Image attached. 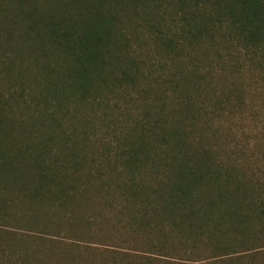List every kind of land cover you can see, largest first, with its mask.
Instances as JSON below:
<instances>
[{
    "label": "trees",
    "instance_id": "16d2710c",
    "mask_svg": "<svg viewBox=\"0 0 264 264\" xmlns=\"http://www.w3.org/2000/svg\"><path fill=\"white\" fill-rule=\"evenodd\" d=\"M219 69L227 79L264 76V0H0V264L30 262L23 232L11 229L21 208L35 218L47 203H66L77 176L89 186L112 161L121 169L110 185L142 202L146 228L161 222L158 254L175 250L176 232L210 223L215 253L252 241L264 202L191 138L200 114L240 97L242 83L211 95ZM131 103L139 118L124 110ZM95 119L121 144L113 159L96 160L99 175L81 172L78 152Z\"/></svg>",
    "mask_w": 264,
    "mask_h": 264
},
{
    "label": "rangeland",
    "instance_id": "374dc122",
    "mask_svg": "<svg viewBox=\"0 0 264 264\" xmlns=\"http://www.w3.org/2000/svg\"><path fill=\"white\" fill-rule=\"evenodd\" d=\"M261 73L260 69L245 70L244 77L239 76L238 81L232 77L227 79L222 69L216 70L211 95L222 96L225 84L233 88L242 83L240 97L232 98L220 113L208 110L210 114H200L191 136L209 150L216 164L231 166L234 174L251 181L259 205L264 202V76ZM123 107L139 118L140 109L133 108L132 103ZM111 117H120L119 110H112ZM206 120H210L209 123ZM95 124L93 135L87 140L80 139L78 152L86 164L81 172L91 170L99 175L93 169L98 163L96 160H104V163L108 158L113 159L121 144L111 126H105L100 119H95ZM113 167V161L109 168L104 167L106 173L100 180L90 177L89 186L84 182L85 177L77 176L74 198H68L66 203L45 204L35 216L37 219L31 211L28 212L32 216H25V210L20 209L21 227H10L23 232L20 242L22 248L25 245L30 252L28 264H264V213L260 210L253 226L252 241L243 245L237 243L231 255L227 256L224 251L215 253L213 243L205 241L213 223L206 231H191L192 236L188 230L176 232L171 240L173 244L170 243L175 250L165 257L158 254L152 241L155 228L161 222L150 219L146 228L149 218L142 215V202L134 199L130 191L117 189L114 183L110 185ZM114 168L121 169L119 165ZM71 171L67 174L71 175ZM125 178L122 174L121 179ZM197 239L199 243L193 244ZM8 242L11 243L5 242L6 247ZM236 254L254 256L227 260ZM148 255L155 261L149 262Z\"/></svg>",
    "mask_w": 264,
    "mask_h": 264
}]
</instances>
